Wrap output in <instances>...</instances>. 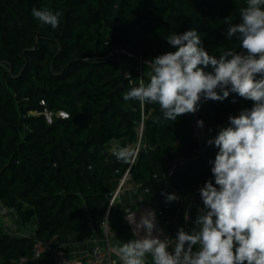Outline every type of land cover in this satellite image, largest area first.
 Returning a JSON list of instances; mask_svg holds the SVG:
<instances>
[{
	"label": "trees",
	"instance_id": "1",
	"mask_svg": "<svg viewBox=\"0 0 264 264\" xmlns=\"http://www.w3.org/2000/svg\"><path fill=\"white\" fill-rule=\"evenodd\" d=\"M246 6L247 0H0V202L22 224L35 225L31 236L10 234L0 224L1 264L31 257L37 240L76 233L103 240L104 222L120 243L135 239L126 217L140 205L162 212L168 238L180 228L192 232L198 209L205 211L199 189L215 183L211 168L219 149L206 142L200 152L194 114L166 121L159 104L125 101L123 94L141 79L148 83L149 75L134 67L125 79L122 56L108 55L124 48V56L152 62L175 51L166 37L193 28L210 55L239 52L240 42L227 39L226 29L240 22ZM33 8L62 12L59 26L42 25ZM208 104L207 141L230 126V116L253 106L236 93ZM46 110L69 118L49 124ZM118 147L133 152L130 162L116 158ZM128 170L123 189L133 186L128 193L136 202L112 203ZM162 193L180 201L168 202Z\"/></svg>",
	"mask_w": 264,
	"mask_h": 264
},
{
	"label": "clouds",
	"instance_id": "2",
	"mask_svg": "<svg viewBox=\"0 0 264 264\" xmlns=\"http://www.w3.org/2000/svg\"><path fill=\"white\" fill-rule=\"evenodd\" d=\"M32 15L55 29L63 13L33 8ZM239 15L240 22L228 24L226 38L235 37L241 51L210 55L194 28L171 34L165 40L175 51L151 59L149 82L141 79L123 94L125 101L159 104L163 118L173 122L195 114L202 100L222 101L230 93L253 106L230 116V126L207 141L219 149L211 168L215 183L199 189L205 211L192 232L180 228L175 239L162 240L153 236L155 213H146L133 229L135 239L115 249L121 264H148V256L151 264H264V0H247ZM197 125L203 128L204 122ZM114 155L130 162L133 152L118 147ZM162 194L168 202L178 199Z\"/></svg>",
	"mask_w": 264,
	"mask_h": 264
},
{
	"label": "built area",
	"instance_id": "3",
	"mask_svg": "<svg viewBox=\"0 0 264 264\" xmlns=\"http://www.w3.org/2000/svg\"><path fill=\"white\" fill-rule=\"evenodd\" d=\"M124 55H129V54L124 48H118L114 50L111 54H109L108 57H118V56H124ZM95 58L100 59V57L98 56H96ZM142 64H146L152 68V62H149V61L143 62L139 59V64L137 66V69L139 70L141 76L143 75ZM126 74L130 75L132 79V74L130 71H128ZM203 102L204 101L202 100L199 106V110L194 114V120H193V136L199 142L201 153H204V150H205L204 137L209 131V127L206 122H204L203 128L197 125V121L201 120L200 112H201V104ZM44 115H45L46 121L49 124H52L55 118H62V119L69 118V114L65 111H59L55 113V112L46 110L44 112ZM142 132H143V124L140 130V137H142ZM140 147H141V142L139 141L138 148L136 152L134 153L131 165L135 161ZM174 170H175V166H172L169 168V170L166 173V179L171 178V176L174 173ZM128 179H129V170L126 172L123 179L120 181V184L117 190L112 194V203L115 202L120 197V193L124 185L128 181ZM177 201L178 202L180 201L179 197ZM190 208H191V205L189 206L187 210L186 216L188 217V219L186 221L191 220ZM201 211L203 212L204 210L201 209ZM152 212L155 213V217H154L155 228L153 231V236H158L162 240L165 238V236L166 238H168L167 233L165 231V226L167 223L163 219L162 212L156 211L150 206L139 207L136 211H133L127 215L126 220L131 228V231L133 232V229L135 228L136 224L139 223L142 215H145L146 213H152ZM133 217L135 221L134 223L129 221ZM3 226L5 228L8 227L7 223H5ZM103 227L105 229V235H106V237L104 238L105 242L104 244L95 243L93 245L90 251V254L88 256V259H87V264H116V259L114 257V248H113L112 243L109 240L108 222H104ZM144 234L145 233L143 230L139 231L140 237H142ZM23 235H26V234H23ZM56 238L57 236L51 239H47V240H37L35 243L34 249H33L32 256L31 257H20L17 261V264L26 262L29 259H33L34 261L38 262L40 258L47 252L52 254L53 259H54V264H79L77 260L70 258L61 246L56 245Z\"/></svg>",
	"mask_w": 264,
	"mask_h": 264
},
{
	"label": "crops",
	"instance_id": "4",
	"mask_svg": "<svg viewBox=\"0 0 264 264\" xmlns=\"http://www.w3.org/2000/svg\"><path fill=\"white\" fill-rule=\"evenodd\" d=\"M123 63L124 69L126 71L130 70V68L137 67L139 64V60L133 56H122L118 57ZM142 69L144 73L149 74L151 72V67L146 64H142ZM200 117L203 119L209 126L212 122V115L210 112L208 101H204L201 104V112ZM205 143L207 142V137L204 139ZM129 189V188H128ZM134 192L135 188H131ZM131 190H128V192ZM132 193V192H131ZM135 194V193H134ZM136 202V201H135ZM202 213L201 209L199 208L197 211V215ZM7 223L6 231L13 235H23V234H30L31 236L34 235L35 232V225L32 223L24 225L22 224L17 214L5 208L0 202V224L4 225ZM109 240L113 245L114 248V257L116 259V264H121L119 257L116 255L115 249L122 245L114 234L109 233ZM104 239H91L84 233H76L69 236H57L56 238V245L61 246L66 254L79 262V264H87V259L90 254V251L95 243L104 244ZM54 264V259L51 253H45L38 262L34 261L33 259H29L26 262L20 264ZM1 264V260H0Z\"/></svg>",
	"mask_w": 264,
	"mask_h": 264
},
{
	"label": "rangeland",
	"instance_id": "5",
	"mask_svg": "<svg viewBox=\"0 0 264 264\" xmlns=\"http://www.w3.org/2000/svg\"><path fill=\"white\" fill-rule=\"evenodd\" d=\"M131 188H134V187L129 185L125 189H123L122 196L118 198L121 202L125 203L126 205L130 204L132 201H136V199L134 197L135 194L134 195L129 194L130 192H133V190ZM128 190H131V191H129V193H128ZM140 207H143V205H140ZM30 224L32 225V223H30ZM164 239H166V236Z\"/></svg>",
	"mask_w": 264,
	"mask_h": 264
}]
</instances>
